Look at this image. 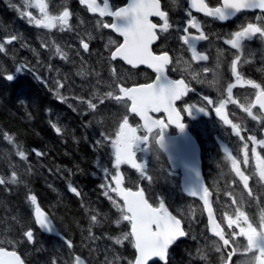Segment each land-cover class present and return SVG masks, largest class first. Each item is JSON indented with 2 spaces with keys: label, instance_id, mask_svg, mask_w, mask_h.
<instances>
[{
  "label": "trees",
  "instance_id": "obj_1",
  "mask_svg": "<svg viewBox=\"0 0 264 264\" xmlns=\"http://www.w3.org/2000/svg\"><path fill=\"white\" fill-rule=\"evenodd\" d=\"M20 7L16 0H0V38L17 36V45L23 39L27 43L18 52L11 48L0 52V179L5 181L0 184V228H7L12 236L0 246L18 250L27 264H63L64 253L55 246L56 242L63 244L67 258L72 259L75 255L91 254L94 241L103 236L116 241L129 232V222L121 219L122 212L119 217L120 211L104 195L105 188L100 187L108 182L101 166L103 161L110 162L108 137L114 131L112 125L103 129L95 119L113 117L108 109H114L108 108L109 90L103 88L104 79L98 68L92 69L98 70V76L91 75V79V72L83 80L94 86L81 90L76 81L67 98L60 97L47 84V77L53 74V58L33 52L38 46L36 32L22 22L24 17L20 19ZM3 26L7 31L2 34ZM23 62V71L12 80L6 79ZM108 73L107 80L111 79ZM89 101L96 108H91ZM111 122L107 119L106 124ZM9 136L11 140L7 139ZM20 152L25 157H20ZM32 196L36 197L35 203ZM149 199L156 204L150 196ZM37 207L51 215L60 236L41 232L34 219ZM93 215L97 217L95 222L91 220ZM3 217L10 219L5 221ZM187 229V239L175 246L174 262L168 264H217L211 246L216 240L209 236L202 220L193 221ZM29 230L33 232L32 241L24 235ZM66 241H71V249ZM197 243L202 245L203 249H199L203 252L198 251ZM121 244H116V262L131 264L135 256L131 238ZM75 245L82 249L78 251ZM69 264L73 262L70 260Z\"/></svg>",
  "mask_w": 264,
  "mask_h": 264
},
{
  "label": "flooded vegetation",
  "instance_id": "obj_2",
  "mask_svg": "<svg viewBox=\"0 0 264 264\" xmlns=\"http://www.w3.org/2000/svg\"><path fill=\"white\" fill-rule=\"evenodd\" d=\"M56 0H48L47 10L53 7L58 9L67 8L71 12L69 27L63 31L59 25L54 29H46L35 25L36 38L40 39L37 46V54H43L55 47V40L68 51L79 49L80 52L90 53L93 56L105 54V58H111V53L115 51L117 44L123 43V37L110 28L99 26L98 22L112 23L113 17H100L98 13L88 11L86 5L80 0H60V4L53 3ZM62 2V3H61ZM102 4V0H98ZM129 0H109L113 10L118 7H125ZM210 7H217L222 4V0H205ZM161 9L168 13L169 23L172 25L167 32L157 30V40L151 47L156 55L167 52L171 62L166 66V72L172 80H183L188 91L175 101V107L180 113L181 122L184 123L188 133L196 142L201 155L202 172L205 183L212 193V203L215 210L216 219L223 230L224 237L229 241L224 245L216 240L212 244L213 260L217 264H226L229 253L233 254L232 261L240 260V255L250 257V264H259L257 257L259 252L256 249L249 250L247 238L241 235V229L247 230L250 223L258 231L262 230L264 224V180L259 177V163L264 161V145L259 143L264 139V110L259 105L252 108V116L259 117L254 120L244 111L245 107L255 102L257 89L244 83L254 81L264 86V39L259 36L250 41H244L241 49H235L227 43L232 38V33L240 30L247 23H261L256 17L264 18L260 10H245L238 13L232 20L221 22L220 20L208 17L198 12L191 0H160ZM191 13V15H189ZM38 18L42 16L37 13ZM195 18V22L200 28H193L187 21ZM155 24H162L159 17L151 19ZM35 24V23H34ZM187 27L188 32L183 29ZM203 31L206 40H198L195 45L196 54L208 57L207 60L194 58L192 48L186 44L181 37L185 34L189 36H199ZM72 39L75 47L69 45ZM115 41L116 43H109ZM99 42V45L94 44ZM83 43H88L89 48L85 50ZM74 55V54H72ZM77 59L83 57L74 55ZM236 61V71L241 77V83L237 84L233 74V61ZM85 59V58H84ZM98 64V61H95ZM114 64H122L120 61L112 60ZM124 66V65H123ZM139 77L138 84H148L154 81L156 74L149 70H134ZM236 84L229 97L227 88ZM207 96L212 101L208 103L204 99ZM221 101H226L223 108V115H217L215 109L220 106ZM199 109H204L200 111ZM191 111V114H189ZM156 120L162 121L166 128L161 130L159 126L149 133L142 125L140 119L129 116L133 127L141 136L146 137L145 148L148 151V163L155 165L154 155L164 154L159 149V140L163 132L164 139L178 136L179 130L175 128L165 114H152ZM232 123L225 124L224 118ZM232 124L239 125L240 136L235 134ZM152 129V128H151ZM243 137V140L240 137ZM255 136L253 142L249 138ZM245 144L247 148H245ZM245 152H247L248 162H244ZM163 158V157H162ZM259 158V159H258ZM233 160L236 161L239 171L248 177V186L236 168L233 167ZM163 161L169 167L171 179L178 184L181 183L180 171H172L168 159L164 156ZM171 182V181H170ZM160 185H154V193L162 201L167 199ZM243 212L248 218L245 221L242 217L238 219V225L229 226V219L237 220L239 214ZM198 251L203 252L202 245L199 244ZM244 251L241 253L240 251ZM76 251V249H75ZM173 261V252L170 253V261ZM174 262V261H173Z\"/></svg>",
  "mask_w": 264,
  "mask_h": 264
},
{
  "label": "snow or ice",
  "instance_id": "obj_3",
  "mask_svg": "<svg viewBox=\"0 0 264 264\" xmlns=\"http://www.w3.org/2000/svg\"><path fill=\"white\" fill-rule=\"evenodd\" d=\"M192 6L201 13H204L208 17L219 19L220 21H228L235 17L237 13L244 10H260L264 14V0H222V4L217 7H210L209 4L205 3V0H191ZM80 3L86 5L88 11L91 13H98L100 17L110 16L113 17L112 23H105L99 21V26L103 28H110L116 33L123 37V43L117 44L115 51L111 53V58L115 60L120 58L127 62L129 65H148L158 74L154 83L140 84L130 88L121 87L120 91L122 96H117V101L123 100L125 104L131 105V112L138 113L145 121L144 127L151 130L153 127L159 126L161 130L167 127L160 120H153L148 113L150 111L161 112L162 110L168 113V118L171 124L178 126L181 130L184 129L185 125L181 122V116L178 111L173 107L174 101L178 100L182 95L188 91L187 86L183 80H171L166 75V66L171 62L167 52H163L161 55H156L151 50V45L157 40V30L161 32H167L172 25L168 20V13L161 9L160 0H131L126 7H118L115 10L112 9L109 0H102V4L98 0H80ZM36 7L40 9L42 18L35 19L31 13H27L30 18V22L35 25L46 28L54 29L59 25L60 30L63 31L69 27V20L71 18V12L65 8L58 16L49 15L47 11V4L44 0H36ZM191 15V13H189ZM159 17L163 23L155 24L150 20V17ZM257 20L262 21L261 23H247L241 27L240 30L232 33V38L227 41L235 49H241L244 41H250L254 37L259 36L260 39H264V18L258 16ZM187 24L193 28H200V25L195 22V18L187 21ZM185 33L188 32V28L183 29ZM12 39H16L15 36ZM181 39L192 48L194 58L199 60H207L208 57L202 54H196L195 45L198 40H206L207 37L203 31L200 32L199 36H189L185 34ZM11 42V41H9ZM109 43H116L115 41H109ZM83 48L87 50L89 48L88 43L82 44ZM4 47L0 44V50ZM56 52L62 55L61 49L56 48ZM66 58V56H65ZM240 59L239 56L233 61V74L236 77L237 84L241 83V77L236 71V61ZM21 68H16L15 72L19 73ZM14 75L9 74L6 79H14ZM253 88L257 89L255 102L244 108V111L252 116V108L259 105L261 110H264V86L255 83L254 81H246ZM236 84L229 85L227 88L228 96H232V90L236 87ZM108 97L112 96V93H107ZM127 98V99H125ZM204 99L208 103H212L209 97L205 96ZM226 101H221L220 106L215 109L217 115H223V108ZM91 108H96V105L89 101ZM204 111V109H199ZM191 114V111H189ZM254 120L259 117L252 116ZM225 124H231L232 122L226 117L224 118ZM232 128L237 136H240L239 125L232 124ZM57 133L60 132L59 128H55ZM137 129L132 128L128 125L127 119H124L123 124L120 126L119 131L116 135V139L112 141V149L115 157V167L119 169L121 164H130L133 168L141 169L142 165L136 163L135 156L137 152H147V148L143 147L146 137L142 138L136 135ZM11 140L12 137H7ZM164 135L161 133V140L163 141ZM243 140V137H240ZM255 142L256 137L252 136L249 138ZM99 143V142H97ZM259 143L264 145V139L260 140ZM162 148L167 149V144L161 143ZM245 148L247 145L245 144ZM20 157H25L24 152L19 153ZM259 159V158H258ZM244 162H248L247 152H245ZM233 167L236 168L237 174L240 175L244 182V186H248V177L244 176L239 171L236 161L233 160ZM199 175V173H198ZM259 177L264 180V161L259 163ZM112 180L116 182V187L112 188L111 191L117 193L118 196L123 198V207L119 204H115L116 207L120 208L123 213L121 219L128 221L130 224V232L125 233L123 240H129L131 238L132 246L136 251L137 255L131 264H149L150 260H159L160 264H165L167 260L169 247L179 237H184L186 233L181 228L180 220L171 216L167 212L163 202L159 204V207H153L145 199L144 191L138 190L133 192L131 189H124L121 187L122 177L119 175L112 176ZM150 179V178H149ZM12 180L15 182V173L12 174ZM5 183L3 179H0V184ZM101 188L107 187L105 184L100 185ZM71 191L79 195L76 188H72ZM191 195L197 194V188L190 189ZM104 195L110 200L112 199L108 192L105 191ZM31 201L35 203L36 197H30ZM205 204L208 203L207 191H204L202 196ZM209 214L211 215V208L209 207ZM243 218L247 221V217L243 212L239 214L237 220L229 219V226L236 224L238 225V219ZM91 220L95 222L97 217L93 215ZM36 221L42 229L47 231H53L51 220L46 214L41 212L39 207L36 208ZM119 223V221H117ZM213 224V231L223 239V232L218 231L219 226L215 223V220H211ZM260 231L253 227L250 223L248 224L247 230L241 229V235L246 236L248 249H256L259 252L257 260L259 264H264V224L261 225ZM29 241L33 240V232L27 231L25 234ZM118 244L122 243V240L116 241ZM69 247H71V241H66ZM223 243L227 245L229 241L223 239ZM0 264H24L19 254L16 251H8L5 247H0ZM75 264H85V261L80 257H75Z\"/></svg>",
  "mask_w": 264,
  "mask_h": 264
},
{
  "label": "rangeland",
  "instance_id": "obj_4",
  "mask_svg": "<svg viewBox=\"0 0 264 264\" xmlns=\"http://www.w3.org/2000/svg\"><path fill=\"white\" fill-rule=\"evenodd\" d=\"M17 3H19L20 9L22 10V15L25 16L27 15V13H31L33 18H38V15H41L40 9L38 7H36V0H16ZM48 0H44V2H47ZM60 2V0H56L53 3H58ZM62 2H64V0H62ZM61 2V3H62ZM60 4V3H58ZM64 9H58L53 7L52 9H48V14L49 15H53V16H58ZM42 16V15H41ZM6 31V27L3 26L2 28V32ZM23 41L26 43V41L23 39ZM21 41V44L19 45V47L15 48L16 51H20L23 46H26V44ZM2 44V43H1ZM72 45V48L74 49L75 45L72 42V39L69 40V45ZM55 47H53L51 50L52 52V56H54L56 58L55 64L52 65V69H53V74L52 77L48 76V79L53 80V83L55 85V91L58 92L60 94V97L63 98H67V94L69 93L67 90L72 88V81L75 83V73L77 72V67H78V63L75 62L74 58L68 57V55H66L60 45L58 44L57 40H55ZM59 47L61 49V53L65 54L62 55L60 53L56 52V48ZM75 51H68V53L83 57V54L79 51V49H74ZM66 56V58H65ZM84 58V57H83ZM85 61H87L85 59ZM95 61H98V64L100 63V59L99 58H95ZM56 65V66H55ZM21 68V67H18ZM86 69V68H85ZM87 70V69H86ZM89 72L93 75V76H98V71H94V70H89ZM79 73V78L80 81L78 82V87L83 90L85 87H87L89 85V83H85L83 82V80L86 79V77L88 76V74H86L85 72ZM121 77V76H120ZM47 78H45L44 80H46ZM76 84V83H75ZM119 85H123L122 83L119 82ZM64 87H66L67 90H62L64 89ZM113 88H116L113 85ZM122 95V93L120 94ZM117 95V93L114 91V97L116 96H120ZM116 100V99H115ZM125 108V106H123ZM114 109V108H113ZM108 111H110V115H114V119L111 116H106L104 117H100V119L97 117V119H95V123H97V125H102V128L104 129V127L107 126H111V129L114 131V134L109 135V140L111 141V157H107L108 159H110V162L107 161H103L102 162V169H103V174L104 177L108 179V182H106L107 187H105V191L108 192V195L111 196L112 200H114L115 204H118L120 202V200H123L122 197L118 196L117 193L112 192L111 189L116 187V182L114 180L111 179L112 176H116L119 175L122 177V184L121 187L124 189H128V184L130 185H135L137 182L142 181L143 179L146 180V182H149V180L147 179L148 176H146V167H147V156H148V151L146 153L143 152H137L136 156H135V160L136 163L142 165V170L141 169H136L133 168L130 164H121L119 169H117L115 167V157L113 154V149H112V141H114L116 139V135L119 131L120 126L123 124L122 122H124L123 120H118L117 118H115V113L114 110L108 109ZM123 111H125L123 109ZM108 115V114H107ZM107 119H109L111 122V124H106ZM113 119V120H112ZM128 125L132 128H135L132 126V124L128 121ZM100 133L102 134V132L100 131ZM137 136H140L142 138H144V136H141L138 131L136 132ZM143 147H145V141L142 145ZM145 172V173H144ZM39 170H38V174H39ZM41 175V174H40ZM95 178H98V176L96 175H92ZM109 176V177H108ZM119 200V201H118ZM189 206H192L191 203H189ZM181 214H183L184 216L186 215V212L182 209L177 207L176 208ZM10 218L9 217H3V220L8 221ZM8 229H1L0 228V243H6L9 242V238L12 237L8 232ZM61 244V243H60ZM57 244H55L56 246ZM79 249L81 248V245H78ZM92 250L94 251L95 254L91 253L92 256V260H96L94 262V264H105L107 261L105 260L106 257L101 260V261H97V255L96 253L98 252L99 248H92ZM241 253H244V251H240ZM240 256H242L239 261L236 262V264H250L252 262V259L250 257H243V254L241 255L239 253ZM113 256L110 255L109 253H107V260L109 259V264H115V261L112 258ZM232 259H229L228 264H234L235 261L231 262ZM253 263V262H252Z\"/></svg>",
  "mask_w": 264,
  "mask_h": 264
},
{
  "label": "water",
  "instance_id": "obj_5",
  "mask_svg": "<svg viewBox=\"0 0 264 264\" xmlns=\"http://www.w3.org/2000/svg\"><path fill=\"white\" fill-rule=\"evenodd\" d=\"M130 2H131V0H130ZM116 59H119V60L123 61L127 66L132 67V68L144 67V68L150 69L151 71H155L154 69H152L148 65H137V66H133V65L127 64L126 61H124V60H122L120 58H116ZM165 71H166V69H165ZM173 107H174V103H173ZM162 112L165 113V114H167V116H168V113L167 112H165L163 110H162ZM135 114L139 116L138 113H135ZM148 115H149V113H148ZM139 118L145 124L144 119L142 117H140V116H139ZM174 126L175 127H178L176 125H174ZM181 131H183V130H181ZM180 137L175 138L172 141L173 144L170 145V146H168L167 149L166 148H162V149L165 152V154L167 155V157L170 159V162L173 164V167H180L181 170H182V174L184 175L183 176V183H182V190H183V192L186 195H188L189 197L195 198V199L200 200L202 202V204L204 206V209H205L206 216H207L208 229H209L210 234L212 236L217 237V238H219L220 240L223 241L224 237H223V239H221V237L218 236L216 234V232H214L212 230L213 229V224L211 223V220H215V223L217 225H218V223L216 221L215 214H214V211H213V207L211 205V195L207 192V200H208V203L207 204H205L204 199H202V196L204 194V191L206 190V187H205V184L203 182L202 175H201V165H200V159L198 158V154H197V152L193 148L186 149L185 151H183V150H181L179 148V146H176L175 143L178 141V139ZM174 144H175V146H174ZM177 149H179V150H177ZM198 173H199V175H198ZM191 188H197V194L195 196L191 195V193H190V189ZM141 189L143 190V188H141V187L139 189H137V190H132V189L131 190L133 192H135V191H138V190H141ZM144 195H145V199H147V196H146L145 191H144ZM148 203L151 204L149 202V200H148ZM209 207L211 208V215L209 214ZM41 212H43V211H41ZM167 212L170 213L171 216H173L176 219L180 220V222H181V225L180 226H181L182 230L185 232L184 225H183L181 219L177 218L172 212H170V211H167ZM43 213L46 214L47 217L51 220L52 226H53V231L49 232L46 229H42L41 227L40 228L46 234H49V235H55V234H57V227L55 226L54 222L52 221L50 215L48 213H46V212H43ZM35 220H36V213H35ZM218 231H222L220 227L218 228ZM185 238H186V235L184 237L177 238V240L174 241V243L169 247V251L173 248V246L175 244H177L180 241H183ZM8 251H12V250H8ZM169 251H168V253H169ZM136 255H137V253H136ZM19 256H20V254H19ZM21 259H22V257H21ZM230 259H231V257H230ZM154 262H159L160 263L159 260L153 259V260H150L149 261V264H152ZM167 262H168V256H167V260L165 261V264Z\"/></svg>",
  "mask_w": 264,
  "mask_h": 264
},
{
  "label": "crops",
  "instance_id": "obj_6",
  "mask_svg": "<svg viewBox=\"0 0 264 264\" xmlns=\"http://www.w3.org/2000/svg\"><path fill=\"white\" fill-rule=\"evenodd\" d=\"M75 247L78 249V251H80L81 249L78 248V245H75ZM90 253H94L93 250L90 251Z\"/></svg>",
  "mask_w": 264,
  "mask_h": 264
},
{
  "label": "bare ground",
  "instance_id": "obj_7",
  "mask_svg": "<svg viewBox=\"0 0 264 264\" xmlns=\"http://www.w3.org/2000/svg\"><path fill=\"white\" fill-rule=\"evenodd\" d=\"M1 22H2V21H1ZM11 26H12V25H11ZM98 184H99V180H98ZM98 184H97V185H98Z\"/></svg>",
  "mask_w": 264,
  "mask_h": 264
}]
</instances>
